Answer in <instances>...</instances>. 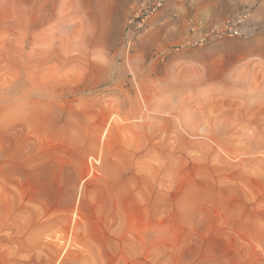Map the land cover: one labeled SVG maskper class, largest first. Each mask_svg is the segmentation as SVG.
Returning a JSON list of instances; mask_svg holds the SVG:
<instances>
[{"label": "rangeland", "instance_id": "rangeland-1", "mask_svg": "<svg viewBox=\"0 0 264 264\" xmlns=\"http://www.w3.org/2000/svg\"><path fill=\"white\" fill-rule=\"evenodd\" d=\"M139 3L0 0V264H264V0Z\"/></svg>", "mask_w": 264, "mask_h": 264}, {"label": "bare ground", "instance_id": "bare-ground-1", "mask_svg": "<svg viewBox=\"0 0 264 264\" xmlns=\"http://www.w3.org/2000/svg\"><path fill=\"white\" fill-rule=\"evenodd\" d=\"M46 2V1H45ZM50 3V2H49ZM53 4H54V2H52ZM52 3H50V5L52 4ZM52 4V5H53ZM49 5H47V7H48ZM50 7V6H49ZM51 9H52V6H51ZM54 9H55V7H54ZM54 9H52V10H54ZM46 10H48V9H46V7L44 6V4L42 5V7H41V14H42V17H40L39 18V23H48V24H50L51 22H52V17H53V14H52V10H48V11H46ZM44 11H46V13H44ZM58 18V17H57ZM246 18V17H245ZM63 21V20H62ZM19 25V24H18ZM22 25H23V23H22ZM21 25V26H22ZM27 25H28V27H29V23L27 22V21H24V26L25 27H27ZM20 26V27H21ZM43 27V26H42ZM21 29V28H20ZM29 29H30V27H29ZM42 29V28H41ZM42 30H44V29H42ZM46 30V29H45ZM45 30L43 31V32H45ZM50 30V29H49ZM25 31H27L26 29H25ZM29 31V30H28ZM36 31H37V29H36ZM23 33H26V32H24V27H23ZM33 34V33H32ZM35 34V33H34ZM26 35V34H25ZM24 34H23V36H25ZM28 36V35H27ZM30 38V37H29ZM51 41V40H50ZM24 43V42H23ZM23 46V45H22ZM43 46V45H42ZM48 46H49V44H48ZM47 46V47H48ZM50 47V46H49ZM42 49H45L44 48V46L42 47ZM47 50V49H46ZM45 50V51H46ZM41 52H39L38 54H40ZM48 54V53H47ZM46 54V55H47ZM20 56H21V54H20ZM48 56V55H47ZM50 56V55H49ZM36 57V56H35ZM39 58V57H38ZM47 58V57H46ZM24 59H25V57H24ZM36 59V58H35ZM28 60H29V58H28ZM34 61V60H33ZM250 70V69H249ZM245 71V70H244ZM253 71V70H252ZM256 71V70H255ZM262 71V70H261ZM246 72V71H245ZM236 75V74H235ZM238 75V74H237ZM233 77V76H232ZM247 77H248V75H247ZM264 78V77H263ZM243 79V78H242ZM249 81V80H248ZM248 81H244L245 83H244V88H246V90L248 89V91L250 90L251 92H253V94H247V95H245V97H247L248 99H251V98H254L255 100H256V98H260V100H261V98H263L264 99V97H262V96H264V80L262 79V82L260 81V83H259V85L258 86H255L254 84H258V83H253L252 82V80H250L249 82ZM21 82H23L22 81V79H18V81L17 82H15L14 84H12L11 86H10V88H9V90H10V92L12 91L13 92V94L14 95H16L17 93H19V92H21L22 90H21V88H20V84H21ZM9 92V93H10ZM32 92L34 93V94H37L38 96H44V95H46V90H41V89H38V90H35V89H32ZM256 92V93H255ZM253 100V99H252ZM251 100V101H252ZM256 102V101H255ZM260 102V101H259ZM254 103V102H253Z\"/></svg>", "mask_w": 264, "mask_h": 264}, {"label": "built area", "instance_id": "built-area-1", "mask_svg": "<svg viewBox=\"0 0 264 264\" xmlns=\"http://www.w3.org/2000/svg\"><path fill=\"white\" fill-rule=\"evenodd\" d=\"M170 1H172V0H140L139 13H142L141 15L148 17L149 15H151L152 13H154L155 11H157L158 9H160L161 7H163L164 5H166ZM245 17H247V14H245V13L241 14L237 23L243 22V20H245ZM223 29L227 30L228 33L232 34V35L238 34L237 30L235 29V26H232V25L225 24L223 26ZM191 33L192 34L190 35L187 43H190L194 46L197 44H201L208 37L207 33H200L199 32L197 34L193 30Z\"/></svg>", "mask_w": 264, "mask_h": 264}]
</instances>
